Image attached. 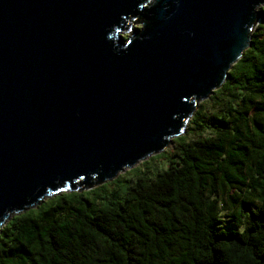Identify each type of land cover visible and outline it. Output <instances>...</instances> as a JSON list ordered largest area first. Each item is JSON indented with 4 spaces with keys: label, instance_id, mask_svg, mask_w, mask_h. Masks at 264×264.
Instances as JSON below:
<instances>
[{
    "label": "water",
    "instance_id": "1",
    "mask_svg": "<svg viewBox=\"0 0 264 264\" xmlns=\"http://www.w3.org/2000/svg\"><path fill=\"white\" fill-rule=\"evenodd\" d=\"M259 7L0 0V231L157 159L242 56Z\"/></svg>",
    "mask_w": 264,
    "mask_h": 264
},
{
    "label": "trees",
    "instance_id": "2",
    "mask_svg": "<svg viewBox=\"0 0 264 264\" xmlns=\"http://www.w3.org/2000/svg\"><path fill=\"white\" fill-rule=\"evenodd\" d=\"M193 119L167 166L122 196L66 191L13 214L0 264H264V7Z\"/></svg>",
    "mask_w": 264,
    "mask_h": 264
},
{
    "label": "rangeland",
    "instance_id": "3",
    "mask_svg": "<svg viewBox=\"0 0 264 264\" xmlns=\"http://www.w3.org/2000/svg\"><path fill=\"white\" fill-rule=\"evenodd\" d=\"M127 36L128 34H123V38H127ZM194 121L195 119H193V116H191L190 121L188 123L190 124V128L189 130H187L186 127L184 132V134L186 133V137L192 136L191 128L193 127ZM173 147L174 143L171 141L168 147H166V150H162L161 152H159L157 159L131 167V173L115 176L114 182L92 187L91 189H89L91 191L84 190L82 192H84L85 196L91 199L92 202H107L113 200L117 194L122 196L127 186L131 184L138 175L145 173L149 177L153 178L159 171L164 169L167 166L169 153ZM41 204L42 202L39 204V206Z\"/></svg>",
    "mask_w": 264,
    "mask_h": 264
}]
</instances>
